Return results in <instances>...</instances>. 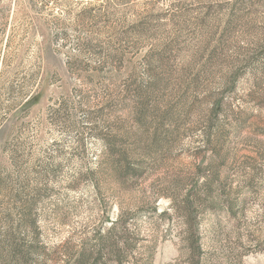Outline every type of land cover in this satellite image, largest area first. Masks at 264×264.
I'll use <instances>...</instances> for the list:
<instances>
[{
	"label": "rangeland",
	"instance_id": "1",
	"mask_svg": "<svg viewBox=\"0 0 264 264\" xmlns=\"http://www.w3.org/2000/svg\"><path fill=\"white\" fill-rule=\"evenodd\" d=\"M19 252L264 264V0H0V264Z\"/></svg>",
	"mask_w": 264,
	"mask_h": 264
},
{
	"label": "trees",
	"instance_id": "2",
	"mask_svg": "<svg viewBox=\"0 0 264 264\" xmlns=\"http://www.w3.org/2000/svg\"><path fill=\"white\" fill-rule=\"evenodd\" d=\"M124 155L119 153L118 159L116 161L117 164H121L125 159L123 158ZM125 169H129V166H126L123 168V170ZM193 208V202H189L186 204V206L184 207L185 211H189L188 213H190L191 209ZM186 224H188L189 229H191V231H193L194 229H196V224L190 219ZM113 226L115 224H112ZM114 230V229H113ZM92 254H81L80 255V259L77 261L76 264H94V262L92 260H95L96 258L91 256ZM27 253L26 252H19V255L16 257L15 259V263L14 264H28V257H27Z\"/></svg>",
	"mask_w": 264,
	"mask_h": 264
}]
</instances>
